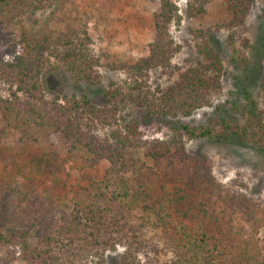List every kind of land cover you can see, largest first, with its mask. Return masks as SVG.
<instances>
[{
  "label": "trees",
  "instance_id": "obj_1",
  "mask_svg": "<svg viewBox=\"0 0 264 264\" xmlns=\"http://www.w3.org/2000/svg\"><path fill=\"white\" fill-rule=\"evenodd\" d=\"M151 1L160 8L149 55L119 67L127 80L111 83L99 106L88 96L49 99L42 83L54 60L76 82L100 84L101 58L91 51L87 32L56 33L49 25L32 31L21 24L25 12L63 11L69 0H0V27L19 29L13 52H0V88L7 91L0 95V141L17 150L62 144L69 163L107 165L102 177H90L69 196V208L46 187L0 181V264H90L95 258L94 264H104L118 247L124 248L122 264H140L141 254L147 264L151 254V264H264V246L254 236L264 225V205L217 183L209 159L191 155L186 143L237 140L264 156V77L260 102L244 91L243 125L224 118L198 127L179 121L164 137L145 139L141 118L125 121L123 113L190 118L210 105L225 76L221 57L206 43L199 46L203 60L196 67L168 88L149 87L151 71L173 70L181 47L171 28L182 21L174 0ZM211 1L186 0L187 18H204ZM255 1L223 0L231 15L226 27L244 25ZM132 150L142 151L143 162Z\"/></svg>",
  "mask_w": 264,
  "mask_h": 264
},
{
  "label": "rangeland",
  "instance_id": "obj_2",
  "mask_svg": "<svg viewBox=\"0 0 264 264\" xmlns=\"http://www.w3.org/2000/svg\"><path fill=\"white\" fill-rule=\"evenodd\" d=\"M174 2L179 7L182 21L173 24L171 34L175 43L180 45V52L172 60V71L158 68L150 72L149 87L152 90L164 89L175 83L180 73L202 62L199 46L207 43L221 57L224 65L222 89L212 96L210 105L196 111L190 118L151 119L130 109L123 113V119L131 121L140 117L143 121L140 130L145 139L164 137L165 133L179 126V121L198 127L224 118L243 125L242 114L247 107L244 91H249L258 102L262 100L264 0H256L245 24L232 29L226 27L231 15L223 0H212L207 6L206 16L198 19L187 18L186 0ZM159 8V3L151 0H69L63 11L51 7L36 14L25 12L21 24L28 30L38 31L49 25L56 33H64L68 28L86 31L91 51L101 58L98 67L100 84L95 86L76 82L52 60L42 76L45 95L49 99L88 96L97 105L104 106L106 100L102 92L108 90L111 83L122 85L127 80L119 67L133 65L149 55V45L155 38L154 16ZM18 36V28L7 32L0 27V52L12 53ZM0 95H7L5 87L0 88ZM218 130L222 128L218 127ZM186 143L191 155H203L209 159L217 183L264 205V156L258 154L254 147L237 140L213 142L193 139L186 140ZM131 154L143 162L142 151L132 150ZM106 166L88 169L78 163H69L67 150L62 144L55 148L40 144L17 150L0 141V181H22L26 187L34 189L46 187L66 208L71 206L69 196L86 186L90 177H102ZM172 185H168L169 191H172ZM238 221L234 223L238 224ZM254 236L259 247L263 248L264 225L254 231ZM123 252L122 247L108 252L104 264H122ZM171 257L169 254L158 259L164 263ZM150 259L148 264L152 259L154 261L153 254ZM91 261L90 264H94L98 259ZM138 261L147 264L142 254Z\"/></svg>",
  "mask_w": 264,
  "mask_h": 264
}]
</instances>
